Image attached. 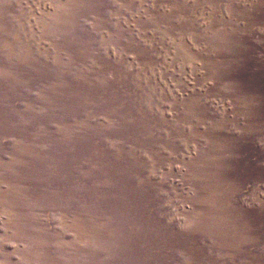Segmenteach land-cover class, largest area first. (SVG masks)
Instances as JSON below:
<instances>
[{
    "label": "rangeland",
    "instance_id": "1",
    "mask_svg": "<svg viewBox=\"0 0 264 264\" xmlns=\"http://www.w3.org/2000/svg\"><path fill=\"white\" fill-rule=\"evenodd\" d=\"M0 264H264V0H0Z\"/></svg>",
    "mask_w": 264,
    "mask_h": 264
},
{
    "label": "bare ground",
    "instance_id": "2",
    "mask_svg": "<svg viewBox=\"0 0 264 264\" xmlns=\"http://www.w3.org/2000/svg\"><path fill=\"white\" fill-rule=\"evenodd\" d=\"M176 44V43H175ZM181 48V47H180ZM177 49V48H176ZM175 49V50H176ZM176 52V51H175ZM189 52V51H188ZM182 56V55H181ZM184 56V55H183ZM180 77V76H179ZM242 120V119H241ZM193 123V122H192ZM184 124V123H183ZM237 129V128H236ZM169 159V158H168ZM176 162V161H175ZM149 173V172H148ZM166 183V182H165ZM33 217V216H32ZM68 226V225H67ZM67 228V227H66ZM58 232V231H57ZM54 236V235H53ZM72 236V235H71ZM77 242V241H76ZM80 249H82V248H80ZM74 263V262H73Z\"/></svg>",
    "mask_w": 264,
    "mask_h": 264
}]
</instances>
